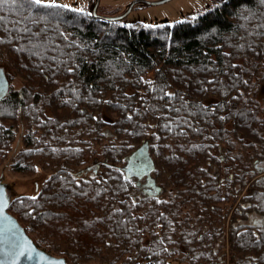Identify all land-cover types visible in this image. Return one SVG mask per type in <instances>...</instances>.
<instances>
[{
	"label": "trees",
	"instance_id": "1",
	"mask_svg": "<svg viewBox=\"0 0 264 264\" xmlns=\"http://www.w3.org/2000/svg\"><path fill=\"white\" fill-rule=\"evenodd\" d=\"M0 69V165L20 118L11 171L44 178L35 196L8 188V211L38 248L68 264H226V235L231 264H264V0L155 25L0 0ZM144 142L159 192L139 200L122 168ZM245 211L260 224L234 228Z\"/></svg>",
	"mask_w": 264,
	"mask_h": 264
},
{
	"label": "rangeland",
	"instance_id": "2",
	"mask_svg": "<svg viewBox=\"0 0 264 264\" xmlns=\"http://www.w3.org/2000/svg\"><path fill=\"white\" fill-rule=\"evenodd\" d=\"M95 0H41V3L45 4H54V5H61L73 8L77 11H85L90 13L91 9L94 5ZM136 0H100L97 13L102 16H116L121 13H123L132 2ZM146 2H156L160 0H142ZM217 0H170L166 3L155 5V6H149L146 4H135L131 11L127 14V16L121 20V23L124 24H131L135 22H141L146 25H155L159 24L163 21L174 23L176 21H180L185 18H193L196 14L204 12L207 8L211 7L213 3ZM258 100L263 103L264 101V90H259L257 93ZM21 119L19 118V124L20 129L19 131L17 129H13L15 132V140L13 142L14 148L11 150L8 157L5 159L4 162L0 165V180L8 185V188L13 189L14 195L18 194L20 196H35L37 190V187H40L42 182L44 181V178L39 174L33 175V176H25L21 175L19 173H13L11 171V161L17 160L18 158V142L21 140L22 135H24L25 130L24 126L21 123ZM8 123V122H7ZM11 123H8V125ZM230 128V126H229ZM12 129V128H11ZM18 146V147H17ZM239 142L233 141L232 146H230L232 155L234 154L235 157L238 156V154L244 156L245 152L241 151ZM228 147H223L222 152L218 153L216 152L215 155L219 156H225L224 161L226 162V165L232 166V157L227 156ZM222 158V157H221ZM220 158V159H221ZM228 158V159H227ZM231 160V161H230ZM224 164H222L223 166ZM156 176V173L154 174V177ZM135 182V180H134ZM168 189H165V192L161 194V198H167L169 197ZM135 195L137 199L141 200L142 198H145L146 194L140 188L138 187L135 191ZM186 210L183 213V216H186ZM260 224V222H259ZM228 218L224 221V226L228 229ZM228 238L226 235L222 237V241L220 243V246L223 251H221V256L223 261L226 264H231L230 260V252L227 245ZM177 258H181L182 255H177ZM177 260V259H175ZM173 261V260H171ZM176 262V261H175ZM172 262V264H178ZM120 264V263H119ZM179 264H187L186 262H182Z\"/></svg>",
	"mask_w": 264,
	"mask_h": 264
},
{
	"label": "water",
	"instance_id": "3",
	"mask_svg": "<svg viewBox=\"0 0 264 264\" xmlns=\"http://www.w3.org/2000/svg\"><path fill=\"white\" fill-rule=\"evenodd\" d=\"M168 1L170 0H160L156 2L136 0L119 15L102 16L97 13L100 0H95L90 14L92 17L102 21L115 22L123 20L135 4L142 3L149 6H155ZM161 23H166V21ZM7 91L8 81L5 77V74L0 69V100L5 97ZM122 170L126 179H135L139 181L145 178L147 181L154 184L155 181L152 178V173L155 170V164L151 158L150 148L147 142L141 144L128 157L125 158V163ZM263 172L264 168L260 169L258 174H262ZM9 202L10 194L8 192V185L0 180V240L5 241V243L0 245V247H3V249L7 251V241L12 236H14L15 240L19 243L20 250L23 252V255H20L15 259L6 260L5 264H68L64 258L50 255L34 244L18 220L9 213Z\"/></svg>",
	"mask_w": 264,
	"mask_h": 264
},
{
	"label": "flooded vegetation",
	"instance_id": "4",
	"mask_svg": "<svg viewBox=\"0 0 264 264\" xmlns=\"http://www.w3.org/2000/svg\"><path fill=\"white\" fill-rule=\"evenodd\" d=\"M124 162H125V158H124ZM255 167H256L255 170L258 172L263 166H260V167L254 166V168ZM259 176L261 178H263L264 172L262 174H259ZM132 180H135V179H132ZM135 185L137 187H139L140 190H142L144 192V194H146L147 196H156L157 193L159 192V190L157 188H155L154 184L147 181L145 178L141 179L139 181L135 180ZM256 216L257 215L254 212L245 211L242 221L235 220L233 222V226H234V228L242 227V226H244V227H246V226L255 227V226H257L256 222H258V219ZM219 243H221V241Z\"/></svg>",
	"mask_w": 264,
	"mask_h": 264
},
{
	"label": "snow or ice",
	"instance_id": "5",
	"mask_svg": "<svg viewBox=\"0 0 264 264\" xmlns=\"http://www.w3.org/2000/svg\"><path fill=\"white\" fill-rule=\"evenodd\" d=\"M35 2L40 3L41 0H35ZM4 243H5L4 240H0V245H3ZM7 243H8L7 251H5L3 247H0V264H5L6 260L15 259L20 255H23V252L20 250L19 243L15 240L14 236H12L7 241Z\"/></svg>",
	"mask_w": 264,
	"mask_h": 264
},
{
	"label": "crops",
	"instance_id": "6",
	"mask_svg": "<svg viewBox=\"0 0 264 264\" xmlns=\"http://www.w3.org/2000/svg\"><path fill=\"white\" fill-rule=\"evenodd\" d=\"M261 220V217H259L258 221ZM259 223V222H258Z\"/></svg>",
	"mask_w": 264,
	"mask_h": 264
}]
</instances>
